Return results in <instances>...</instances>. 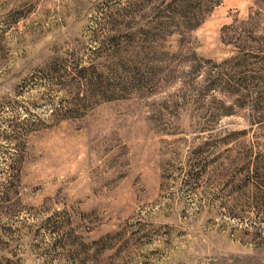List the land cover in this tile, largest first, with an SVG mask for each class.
I'll use <instances>...</instances> for the list:
<instances>
[{
	"label": "rangeland",
	"instance_id": "rangeland-1",
	"mask_svg": "<svg viewBox=\"0 0 264 264\" xmlns=\"http://www.w3.org/2000/svg\"><path fill=\"white\" fill-rule=\"evenodd\" d=\"M0 264H264V0H0Z\"/></svg>",
	"mask_w": 264,
	"mask_h": 264
}]
</instances>
